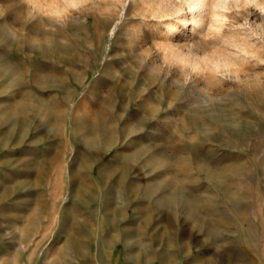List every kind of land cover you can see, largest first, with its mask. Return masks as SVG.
Instances as JSON below:
<instances>
[{"label": "rangeland", "instance_id": "obj_1", "mask_svg": "<svg viewBox=\"0 0 264 264\" xmlns=\"http://www.w3.org/2000/svg\"><path fill=\"white\" fill-rule=\"evenodd\" d=\"M143 1L0 0V264H264L263 8L192 33L213 76Z\"/></svg>", "mask_w": 264, "mask_h": 264}, {"label": "bare ground", "instance_id": "obj_2", "mask_svg": "<svg viewBox=\"0 0 264 264\" xmlns=\"http://www.w3.org/2000/svg\"><path fill=\"white\" fill-rule=\"evenodd\" d=\"M82 1L69 0V3L73 7ZM240 1L146 0L143 3L149 7V10L143 16L144 21H148V18H153L155 28L163 24L167 29L165 34L167 36L162 40V51L169 62L178 64L181 69L186 67V70L198 71L200 74L208 70L213 76H216L218 73L233 72L232 52L226 49V51L223 50L219 54L201 56L199 54L200 52L197 51L200 50L202 41L192 33L199 30L204 24L208 26V29L214 30V32H220L224 22L230 21L224 11L229 9L230 5L238 6ZM243 1L245 5L252 3L261 9L263 8L264 11V2L260 0ZM188 22L191 25L187 26ZM188 28H190L189 32L183 31ZM228 43L226 42V44ZM229 44L234 45L231 41ZM23 122L24 119L19 117L11 120L10 126L15 124L22 125ZM13 137L11 136L9 138ZM106 204L109 205L110 203L106 202Z\"/></svg>", "mask_w": 264, "mask_h": 264}]
</instances>
